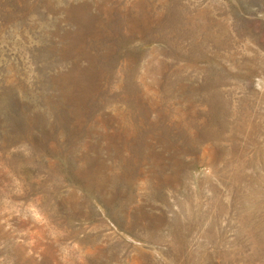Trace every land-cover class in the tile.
<instances>
[{"label": "rangeland", "instance_id": "obj_1", "mask_svg": "<svg viewBox=\"0 0 264 264\" xmlns=\"http://www.w3.org/2000/svg\"><path fill=\"white\" fill-rule=\"evenodd\" d=\"M0 264H264V0H0Z\"/></svg>", "mask_w": 264, "mask_h": 264}]
</instances>
